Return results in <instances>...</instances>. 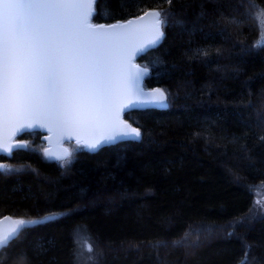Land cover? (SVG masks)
I'll return each instance as SVG.
<instances>
[{
  "label": "trees",
  "instance_id": "trees-1",
  "mask_svg": "<svg viewBox=\"0 0 264 264\" xmlns=\"http://www.w3.org/2000/svg\"><path fill=\"white\" fill-rule=\"evenodd\" d=\"M148 9L164 37L138 60L166 107L127 111L140 140L83 148L67 166L30 146L0 155L22 166L0 170V217L42 218L0 264H264V0H97L92 21Z\"/></svg>",
  "mask_w": 264,
  "mask_h": 264
},
{
  "label": "snow or ice",
  "instance_id": "snow-or-ice-1",
  "mask_svg": "<svg viewBox=\"0 0 264 264\" xmlns=\"http://www.w3.org/2000/svg\"><path fill=\"white\" fill-rule=\"evenodd\" d=\"M94 2L0 0V112L6 127L13 121H23L22 127H32L31 121H35L60 129L86 123L116 126L115 86L134 81L146 71H133L131 59L162 38L161 14H146L154 19L151 38L129 49L126 42L136 22L94 26L89 23L91 13L84 11ZM256 19L264 26V9L257 12ZM156 92L162 99L163 92ZM16 131L19 129L13 128L12 135ZM132 135L138 138L140 133L124 125L113 134L84 143L95 150L104 142ZM13 147L27 145L0 144L5 152ZM13 223L10 232L0 235V247H5L24 226L38 221L21 219ZM88 251H92L91 245Z\"/></svg>",
  "mask_w": 264,
  "mask_h": 264
},
{
  "label": "water",
  "instance_id": "water-1",
  "mask_svg": "<svg viewBox=\"0 0 264 264\" xmlns=\"http://www.w3.org/2000/svg\"><path fill=\"white\" fill-rule=\"evenodd\" d=\"M96 1L97 0H95L91 9H84V11L91 13L90 19H89L90 24L94 26L103 25L105 28H107L108 26L113 25V24H118V23L123 24V23H127L130 20L135 21L136 23L131 26L133 30V35L126 42V46L129 49L136 48L140 44H146L147 40L151 38V35L153 32L154 19L151 16L146 15V14L151 13L153 11H159V10L148 9L145 12L141 13L140 15L133 16L123 21H118V22H113V23H94L92 21V17L95 12ZM75 2L90 3L91 0H75ZM160 19L162 21L161 16H160ZM160 31L163 32V36L156 45L145 47L142 52H137L131 59V66L133 68V71L136 69H141V70H146V71H141L138 79H135L134 81L118 83L115 86L114 107L118 114V120L116 121L115 127L111 125L86 123L74 129H60V128L54 127L51 124L37 123L35 121H31L33 125L32 127H22V124L24 123L23 121L10 122L6 127L2 112H0V144L7 142L12 145H16V144L27 145L26 141L16 140V137L26 131L39 130L45 133V136L43 137V139L47 144V147L45 148L46 155L53 159H58V158L66 157L69 154L70 150L65 143L67 141H75V142L82 143L86 150L90 152H96L104 146L115 144L119 141L140 140L142 138V132L140 128L136 126L135 124H133L128 119H126L125 113L132 109L165 108L168 103L166 99V93L161 87L150 88V87L145 86L144 80L151 70L149 66L143 65L138 60L140 55L147 52L149 49L156 47L162 41L164 37L162 23L160 25ZM156 90H160L161 92H163L162 99L158 96ZM129 104L131 106L126 107V108L122 107V105H129ZM124 125H128L130 126V128L137 129L140 133L139 137L137 138L134 135L127 136V137H123V136L117 137L115 141L102 143L101 146H99L95 150L89 149L84 143L85 141L92 142V141L99 139L102 136L113 134L115 131L123 128ZM13 128L19 129V131L15 132V135H12ZM6 137H7V141H6ZM17 148H21V147H13V150L11 152H5L2 149H0V155L3 154V155L11 156L12 152ZM22 148H25V147H22ZM0 165H5V162L0 161ZM2 169H4V167L0 168V170ZM6 218H10V219H6ZM21 219L22 218H15L11 215H5V216L0 217V235L10 232L12 228L15 226L13 221L21 220ZM12 240H10L8 244ZM1 248L3 247H0V249Z\"/></svg>",
  "mask_w": 264,
  "mask_h": 264
},
{
  "label": "rangeland",
  "instance_id": "rangeland-1",
  "mask_svg": "<svg viewBox=\"0 0 264 264\" xmlns=\"http://www.w3.org/2000/svg\"><path fill=\"white\" fill-rule=\"evenodd\" d=\"M260 26H261V33H260V36L257 38L256 44H255L258 46L264 44V26H262V25H260ZM16 139H17V137H16ZM27 142H28V144H27L28 146H30L33 149H38L42 153H44L45 148L47 147V144L43 139L37 144H34L33 140H27ZM65 143L67 144L70 152L66 157H62V158L58 159V162L64 166H67L74 161L76 152L83 149L84 145L82 143L75 142V141H67ZM44 155H45V153H44ZM4 166H5L4 169H8V170L21 169L22 168L21 165L16 166V165L10 164L8 162H6V164ZM256 201L264 207V185L259 186V188L257 189ZM52 216H54V215H52ZM22 219L23 220H29V221H40V220H42V218H40V219L22 218Z\"/></svg>",
  "mask_w": 264,
  "mask_h": 264
},
{
  "label": "flooded vegetation",
  "instance_id": "flooded-vegetation-1",
  "mask_svg": "<svg viewBox=\"0 0 264 264\" xmlns=\"http://www.w3.org/2000/svg\"><path fill=\"white\" fill-rule=\"evenodd\" d=\"M145 81V80H144ZM145 83V82H144ZM39 131V130H38ZM42 132V131H41ZM43 133V135H42V139H43V137L45 136V133L44 132H42ZM19 136V135H18ZM18 136H17V139L16 140H21V141H24V140H22V139H19L18 138ZM44 140V139H43ZM28 144V143H27ZM67 145V144H66ZM28 146V145H27ZM45 152V151H44ZM13 153V152H12ZM46 154V153H45ZM1 155H3V154H1ZM7 156V155H6ZM12 156V155H11ZM11 156H7V157H11ZM46 157H48V158H50V159H53V158H51V157H49V156H47L46 155ZM58 159H60V158H58ZM58 159H55V160H57L58 161ZM3 162H5V161H3ZM5 164H6V162H5Z\"/></svg>",
  "mask_w": 264,
  "mask_h": 264
},
{
  "label": "bare ground",
  "instance_id": "bare-ground-1",
  "mask_svg": "<svg viewBox=\"0 0 264 264\" xmlns=\"http://www.w3.org/2000/svg\"><path fill=\"white\" fill-rule=\"evenodd\" d=\"M143 136V135H142ZM258 183L259 182H257V185H258ZM261 185H262V183H261ZM255 186V185H254ZM257 187V186H256ZM263 187V186H262ZM255 192V191H254ZM255 195H256V193H255ZM255 197V196H254ZM255 202V201H254ZM254 206V205H253ZM253 212H255L254 210H253ZM264 214V213H263ZM254 215H256V214H254ZM260 214H258V216H259ZM77 230H75V232H76ZM82 233V232H81ZM80 239V238H79ZM76 242H78V241H76ZM77 248V247H76ZM88 249V248H87ZM85 251V250H84ZM88 252V251H87ZM83 253H85V252H81V254H83ZM95 254V253H94ZM79 255V254H78ZM89 255V254H88ZM77 256V255H76ZM83 256V255H82ZM81 256V257H82ZM86 256V255H85ZM78 257V256H77ZM79 259H81L80 257H79ZM82 260H84L85 261V259H82ZM81 260V261H82ZM78 262H79V260H77ZM83 263V262H82Z\"/></svg>",
  "mask_w": 264,
  "mask_h": 264
}]
</instances>
